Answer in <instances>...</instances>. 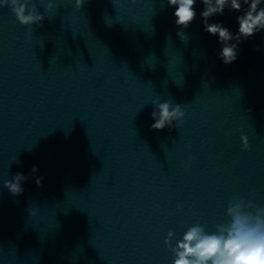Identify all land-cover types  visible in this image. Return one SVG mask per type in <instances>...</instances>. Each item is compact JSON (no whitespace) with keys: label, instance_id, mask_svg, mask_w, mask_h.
<instances>
[{"label":"water","instance_id":"obj_1","mask_svg":"<svg viewBox=\"0 0 264 264\" xmlns=\"http://www.w3.org/2000/svg\"><path fill=\"white\" fill-rule=\"evenodd\" d=\"M48 2L33 30L0 8V264H172L169 231L264 207V30L225 65L199 0L186 42L166 0ZM242 14L208 22L235 35ZM153 101L183 123L151 130Z\"/></svg>","mask_w":264,"mask_h":264},{"label":"clouds","instance_id":"obj_2","mask_svg":"<svg viewBox=\"0 0 264 264\" xmlns=\"http://www.w3.org/2000/svg\"><path fill=\"white\" fill-rule=\"evenodd\" d=\"M37 2L44 5V12L37 11ZM86 0H74V7L79 10ZM136 0H130L135 3ZM203 4L200 13L204 31L218 38L220 52L218 59L225 65L233 63L238 57V45L251 38L257 32L264 30V0H199ZM169 7H175L173 16L175 25L181 31L176 35L182 42L187 41L184 29L195 19L194 5L197 0H166ZM8 7L15 20L21 26L33 25L39 27L45 13L53 7L48 0H0V8ZM241 12L236 17L238 29L233 33L221 23H209L216 15H223L225 10ZM155 110L151 113V130L160 131L165 127L178 128L183 123L184 112L179 104L153 101ZM243 150H248L246 136L240 137ZM191 157L185 163L190 165ZM37 169L33 167L34 175ZM29 177L17 173L10 181H4V187L11 195L22 193V182ZM43 177H35V183L40 186ZM182 205H177L180 210ZM31 214V213H30ZM225 215L226 223L218 224L214 231H206V225L196 224L186 229L181 239L171 245L174 233L169 231L164 244L172 253V264H264V207L257 206L252 201L233 197L228 201Z\"/></svg>","mask_w":264,"mask_h":264}]
</instances>
